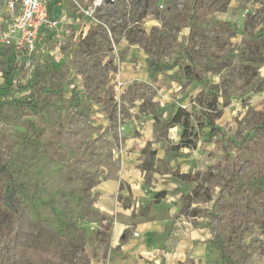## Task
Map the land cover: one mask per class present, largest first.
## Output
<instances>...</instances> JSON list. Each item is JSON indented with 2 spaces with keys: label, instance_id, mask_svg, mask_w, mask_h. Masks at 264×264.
Returning a JSON list of instances; mask_svg holds the SVG:
<instances>
[{
  "label": "rangeland",
  "instance_id": "obj_1",
  "mask_svg": "<svg viewBox=\"0 0 264 264\" xmlns=\"http://www.w3.org/2000/svg\"><path fill=\"white\" fill-rule=\"evenodd\" d=\"M1 16L0 0V42ZM95 20L44 33L29 65L0 44V264H112L95 186L134 138L142 198L116 196L130 218L173 214L169 247L190 234L201 264H264V0H109ZM130 49L154 80L118 84Z\"/></svg>",
  "mask_w": 264,
  "mask_h": 264
},
{
  "label": "crops",
  "instance_id": "obj_2",
  "mask_svg": "<svg viewBox=\"0 0 264 264\" xmlns=\"http://www.w3.org/2000/svg\"><path fill=\"white\" fill-rule=\"evenodd\" d=\"M1 23L4 25V11L2 8ZM130 55L138 57L140 62L136 71L129 68H121L116 75V80L120 85L129 83L149 82L154 80L153 72L149 70L147 57H142L141 50H129ZM148 140V139H147ZM130 140H126L129 144ZM135 148L128 150L127 156L121 160V166L115 177H106L96 184L95 192L98 194L97 205L106 212L112 214L113 225L111 228V241L113 250L108 254V262L112 264L122 263L134 257H143L150 264H180L185 257L193 260L191 264H201V260L205 257L206 246L200 242L191 240L190 234L186 237L178 238L174 244L169 247L172 232L168 231L167 225L169 218L172 219L173 214L168 216L158 214L153 208H148L144 216L130 218L128 210L118 204L116 196L121 195L124 191L130 190L131 197L142 198V187L140 181L137 180L138 172V156L143 144L134 138L131 141ZM129 189H128V188ZM140 217V218H139ZM132 226L135 228L138 236L133 237L129 233L124 242L120 243V238L125 230ZM133 233V232H132ZM166 247L163 249L162 247ZM115 247H118L115 249Z\"/></svg>",
  "mask_w": 264,
  "mask_h": 264
},
{
  "label": "built area",
  "instance_id": "obj_3",
  "mask_svg": "<svg viewBox=\"0 0 264 264\" xmlns=\"http://www.w3.org/2000/svg\"><path fill=\"white\" fill-rule=\"evenodd\" d=\"M109 0H1L4 11V30L1 46L22 53L26 65L38 53L41 36L67 31L74 20L84 25L93 23L96 11ZM70 4V5H69ZM72 5V7H71ZM73 8L76 18L69 16ZM83 30V29H82ZM133 236H138L134 233Z\"/></svg>",
  "mask_w": 264,
  "mask_h": 264
},
{
  "label": "trees",
  "instance_id": "obj_4",
  "mask_svg": "<svg viewBox=\"0 0 264 264\" xmlns=\"http://www.w3.org/2000/svg\"><path fill=\"white\" fill-rule=\"evenodd\" d=\"M149 68L151 71H153L151 69L152 68L151 61L149 63ZM9 74L10 73H8V76H9ZM195 79H198V77L196 75H195ZM188 118H189L188 113L178 111L177 115L172 120L174 125H180L183 128V136L186 134L187 129L189 127ZM208 128H209V134L211 136L221 135V131L216 127V125L212 119H208ZM15 194H16V191L14 189H12L11 192L9 193V196L6 197L5 200L9 203V206L13 207V199L15 197ZM125 237H126V235H125V233H123L121 238H120L121 243L124 242ZM222 253H223L224 259L228 262V264H231V263H229V257L227 255H225V252L222 251Z\"/></svg>",
  "mask_w": 264,
  "mask_h": 264
}]
</instances>
